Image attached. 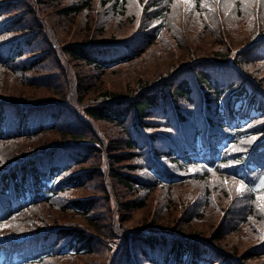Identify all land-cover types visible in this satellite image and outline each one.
I'll return each mask as SVG.
<instances>
[{"label":"trees","instance_id":"trees-1","mask_svg":"<svg viewBox=\"0 0 264 264\" xmlns=\"http://www.w3.org/2000/svg\"><path fill=\"white\" fill-rule=\"evenodd\" d=\"M199 1L0 0V264H264V190L235 191L264 177V64H220L264 0L172 44Z\"/></svg>","mask_w":264,"mask_h":264},{"label":"rangeland","instance_id":"rangeland-1","mask_svg":"<svg viewBox=\"0 0 264 264\" xmlns=\"http://www.w3.org/2000/svg\"><path fill=\"white\" fill-rule=\"evenodd\" d=\"M208 1H210V0H205V3H207ZM198 7L199 8L197 9L198 12L195 14L196 15L195 19L191 23H189V25L185 24L181 21V13H177V11L174 12V15H176V16H173L172 21L169 23V28L166 30V34H167V36L170 39L172 44H178L180 42L181 38L185 37V36L192 38V39L197 38L195 35L197 28H199V29L205 28V26L208 25L207 12H208L209 8L208 7L202 8L200 1L198 2ZM212 9L213 10H209V11H217L218 10L217 8H212ZM198 13H199V15H197ZM96 14H99V13H96ZM208 16H209V13H208ZM216 16L219 17V14ZM234 21L235 20L233 18L228 21L230 26H232V29L236 25H237V28L239 29V31L237 32V28H235L234 37H239L240 33L245 34L246 32L249 33L252 30V28L249 29L248 20L244 19V16L242 18H240L239 20H237L235 22ZM99 26H101V25L97 23V26L94 29L97 30L99 28ZM255 28H254V30H255ZM187 29H189V31L185 32ZM59 31H61V30H55L56 33L58 32V36H60V37L63 35L72 36V34L70 33L71 32L70 30H68V32H64L62 34ZM85 32L86 31L84 29H82V27H81L80 29L75 31V33H73V32L72 33H73L74 37H79V35H82V37H83V34ZM229 36L232 38V35L229 34ZM203 37L204 38L201 39L202 41H204L205 43L210 42L209 37H207L206 35ZM245 40H246V42L251 41L249 38L245 39ZM231 45L236 49L241 47L240 44H238V45L231 44ZM154 52H155V50L151 53V55H154ZM175 53L178 55L181 54V52L178 51V52H173L166 57H160V58L154 57V56L153 57H146L143 59L141 64L138 61V64L136 66L141 71H143L145 67H150V66L154 65L155 67L154 68L152 67V70H153L154 74H157L160 70L166 69L167 66L175 65L179 61V59H176ZM108 86H113V87L117 86V89L120 90L121 92L124 90L123 86L120 85L119 79H113L112 81H110L108 83Z\"/></svg>","mask_w":264,"mask_h":264},{"label":"snow or ice","instance_id":"snow-or-ice-1","mask_svg":"<svg viewBox=\"0 0 264 264\" xmlns=\"http://www.w3.org/2000/svg\"><path fill=\"white\" fill-rule=\"evenodd\" d=\"M178 2H183L185 4V12L187 13L192 8L195 0H178ZM200 2H201L202 8L208 7V5L205 3V0H200ZM241 2L247 3V0H241ZM216 3H220V0H216ZM235 3H236V0H224V7L226 9L231 8L235 5ZM209 10H213V9H209ZM197 15H199V13ZM223 166L224 165H221V167ZM199 167H202V166H198L196 169L190 168L189 171L199 170ZM209 171H212V170L209 169ZM237 183H238V186L236 187L235 191L238 196L243 195L245 190L250 191V192H257V191L264 190V177L260 179L259 184L254 188H248V186L245 185L242 181L237 182ZM258 199H264V197H258ZM260 207L264 209V204L260 205Z\"/></svg>","mask_w":264,"mask_h":264}]
</instances>
